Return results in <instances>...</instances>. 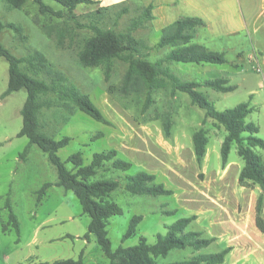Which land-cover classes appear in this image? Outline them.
Returning <instances> with one entry per match:
<instances>
[{"label":"rangeland","instance_id":"374dc122","mask_svg":"<svg viewBox=\"0 0 264 264\" xmlns=\"http://www.w3.org/2000/svg\"><path fill=\"white\" fill-rule=\"evenodd\" d=\"M44 2L63 14L42 13L36 0H27L22 9L12 8L6 0H0L2 21L23 25L28 35L27 41H22L6 27L0 40L19 57H25L32 49L45 53L54 67L89 94L111 121L104 124L81 110L70 116L59 106L44 109L40 120L43 130L56 139L65 135L71 137L69 144L59 150L63 160L81 151L85 164H89L95 152L115 148L118 157L133 163L128 171L111 168L104 173L100 170L92 178H113L121 183L107 198L123 209L108 221L113 248L135 245L141 236L155 243L158 235L166 234L170 225L196 215L186 232L199 231L202 237L214 236L216 241L198 251L190 247L173 249L167 256L158 258L160 264L189 259L200 253L219 252L226 247L231 251L222 264H264V231L256 223V203L261 188L240 184L244 160L238 154L236 143L232 145L228 165L223 167L221 148L225 128L216 126L210 118L204 122L205 111L192 104L189 95L182 91L175 95L170 89L156 92V102L143 112L144 98L123 96L109 89L111 83L121 82L127 63L116 60L107 81L102 66L85 67L79 60V51L94 35V25L125 31L146 6L127 3L111 6L101 18L97 13L98 3L81 4L71 12L56 0ZM124 7L127 11L119 16ZM159 24L154 16L133 29L136 37L145 39L151 46L144 50L150 53L151 60L165 57L170 50L154 48L162 34L160 25L163 24ZM257 25L255 32L251 29L246 37L241 32L232 40L220 39L221 35L209 37L208 30L201 28L195 41L226 52L227 61L222 64L173 62L170 67L183 80L204 82L227 77L230 84L237 85L235 90L219 92L206 86H200L199 90L220 110L250 101L254 111L247 120L260 127L258 135L264 139V18ZM44 26H52V35ZM60 33L63 45L58 43ZM8 84L9 62L0 56V264H40L79 259L81 255L85 264H110L95 234L89 233L91 217L84 213L74 191L54 184L38 202L37 190L46 182L57 181V168L35 144L21 157L30 144L27 136L18 135L23 125L22 108L27 90L22 88L4 95ZM170 106L174 123L171 135H166L162 120L156 114L170 110ZM201 126L209 131L202 165L197 161L193 142V134ZM256 151L264 160V149L256 148ZM141 170L156 174L157 182L164 183L174 193L151 196L128 192L125 189L127 176ZM7 198L20 222L19 233L12 225L7 232L3 231V224H7L10 217L5 206ZM135 214L143 216L137 234L124 239Z\"/></svg>","mask_w":264,"mask_h":264},{"label":"trees","instance_id":"16d2710c","mask_svg":"<svg viewBox=\"0 0 264 264\" xmlns=\"http://www.w3.org/2000/svg\"><path fill=\"white\" fill-rule=\"evenodd\" d=\"M10 7L22 9L27 0H6ZM73 12L81 4H94L95 0H56ZM40 4L42 13H52L57 16L62 11L55 10L46 4L44 0H36ZM121 5V4H118ZM111 6H100L97 10L99 17H103L104 11ZM153 7H146L139 18L132 21V25L125 31L113 28H102L94 25V35L89 37L79 51V60L85 67L104 68L107 81L110 80L115 61L121 60L128 64L121 82L118 85L110 84V91L119 92L123 96H135L144 98L142 110L146 112L156 101L155 93L160 90H171L172 95L178 91L189 95L192 104L199 106L205 111V119H213L216 126H223L226 136L222 143V165L229 163V155L234 143L237 144L238 154L244 160V166L239 175L242 186L261 188L256 203V223L264 231V160L256 151V148L264 149V139L258 133L260 127L247 117L254 111L250 101L241 102L234 107L224 110L217 109L208 96L199 90L200 86H206L219 92H229L237 88L230 84L227 77L199 82L196 80L181 79L170 67L173 62L217 63L227 61L226 52L217 51L206 45L196 42L199 29L206 26V21L199 16H183L162 28V34L154 48H170L165 57L151 60L150 53L145 49L151 46L143 38L133 34V29L143 23L145 19L154 18ZM127 11L124 7L119 16ZM118 16V15H117ZM6 27H9L22 40L27 41L28 35L24 26L16 22L5 24L0 18V37ZM49 35H52V26H44ZM58 43L63 45V34L58 36ZM0 56L9 62V84L4 95L18 91L22 88L27 90V99L22 108L23 125L18 133L19 136H27L30 140L21 155L24 157L31 145H37L47 155L49 160L56 166L58 179L55 183L46 182L37 190L38 202L40 203L47 190L52 185L72 190L82 204L84 213L91 217L89 233L96 236V240L104 254L110 260V264H160L158 258L167 256L173 249L192 248L195 251L208 247L216 241V237H202L199 231L186 232V227L196 215L181 218L169 226L166 234H159L155 243H149L145 236L140 237L139 243L131 246H119L114 249L108 232V221L116 214L123 212L122 207L113 200L107 199L111 193L121 186L117 179L101 178L92 180L100 170L106 173L111 168L128 171L133 163L118 157V150L111 148L106 151L95 152L89 164H85L81 151L71 154L67 160L59 155V150L69 144L71 137L63 136L56 139L43 130L41 113L46 108L59 106L64 108L70 116L77 110L84 111L91 117L104 124L111 121L92 100L89 94L83 92L75 83L71 82L67 75L54 67L46 54L39 49H32L25 57H19L11 49L6 47L0 40ZM164 112L158 111V119L162 120L166 135H171L173 127V108ZM70 116L66 117L68 122ZM209 131L201 126L193 134L194 149L197 161L202 165L207 154L209 143ZM100 137V136H98ZM72 164V167L68 166ZM157 176L146 170L138 171L127 176L125 189L132 194L140 195H172L174 190L167 188L164 183L157 182ZM6 208L10 211L7 224H3V231L7 232L9 226L20 231V222L14 212L10 198L6 199ZM143 216L135 214L130 221L129 227L124 234V239L135 236L137 228ZM231 248L226 247L215 253H200L189 259L172 261L163 264H222L226 261ZM40 264H85L82 255L79 259H58L53 262H41Z\"/></svg>","mask_w":264,"mask_h":264},{"label":"crops","instance_id":"0c3cea01","mask_svg":"<svg viewBox=\"0 0 264 264\" xmlns=\"http://www.w3.org/2000/svg\"><path fill=\"white\" fill-rule=\"evenodd\" d=\"M100 6L135 4L152 6L153 15L161 28L183 16H199L206 21L209 37L221 35L231 39L241 33L250 35L264 18V0H95ZM200 28V29H201ZM199 29V30H200ZM247 33V34H246ZM199 34V31H198Z\"/></svg>","mask_w":264,"mask_h":264},{"label":"built area","instance_id":"2783aa9c","mask_svg":"<svg viewBox=\"0 0 264 264\" xmlns=\"http://www.w3.org/2000/svg\"><path fill=\"white\" fill-rule=\"evenodd\" d=\"M260 68H258V70H259Z\"/></svg>","mask_w":264,"mask_h":264}]
</instances>
